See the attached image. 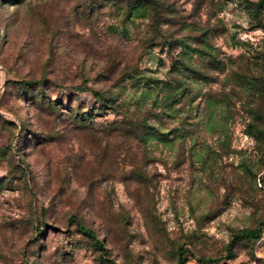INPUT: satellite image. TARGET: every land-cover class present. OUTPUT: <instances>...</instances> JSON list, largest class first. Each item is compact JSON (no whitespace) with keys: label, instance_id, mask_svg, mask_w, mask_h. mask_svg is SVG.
<instances>
[{"label":"rangeland","instance_id":"obj_1","mask_svg":"<svg viewBox=\"0 0 264 264\" xmlns=\"http://www.w3.org/2000/svg\"><path fill=\"white\" fill-rule=\"evenodd\" d=\"M179 249L264 264V0H0V264Z\"/></svg>","mask_w":264,"mask_h":264},{"label":"trees","instance_id":"obj_2","mask_svg":"<svg viewBox=\"0 0 264 264\" xmlns=\"http://www.w3.org/2000/svg\"><path fill=\"white\" fill-rule=\"evenodd\" d=\"M132 7V6H131ZM93 95L95 97H97L101 102H103V105H106L107 103V99H104L101 94H99L97 91H94L93 92ZM260 235V230L259 228H253V229H250L248 230L247 232H244V233H241L240 237H243V238H251V239H257ZM87 236H89L90 238H93L92 235L90 233L87 234ZM237 237L234 236L231 241L229 242L227 248H226V254L227 256H230L231 255V247H232V244L234 242V240L236 239ZM182 254H183V251L182 249H179L178 252H177V259H176V262L175 264H182L183 263V259H182ZM201 260V259H200Z\"/></svg>","mask_w":264,"mask_h":264}]
</instances>
